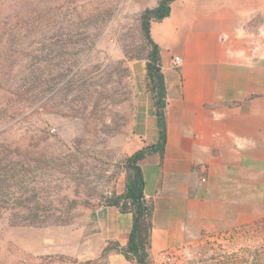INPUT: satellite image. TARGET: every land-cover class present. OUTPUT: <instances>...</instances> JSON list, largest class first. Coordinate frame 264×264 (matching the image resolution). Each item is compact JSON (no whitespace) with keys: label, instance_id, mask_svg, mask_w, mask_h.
<instances>
[{"label":"rangeland","instance_id":"374dc122","mask_svg":"<svg viewBox=\"0 0 264 264\" xmlns=\"http://www.w3.org/2000/svg\"><path fill=\"white\" fill-rule=\"evenodd\" d=\"M10 49L0 264H138L102 238L95 213L125 190L134 153L133 63L150 50L140 11L128 0H0V51ZM217 232L150 264H264V215Z\"/></svg>","mask_w":264,"mask_h":264},{"label":"crops","instance_id":"0c3cea01","mask_svg":"<svg viewBox=\"0 0 264 264\" xmlns=\"http://www.w3.org/2000/svg\"><path fill=\"white\" fill-rule=\"evenodd\" d=\"M128 1L142 14L161 0ZM151 32L161 48L168 136L163 158L155 152L139 164L154 205L150 255L159 257L264 215V0H174ZM175 54L183 58L177 68ZM146 64L133 63L134 152L160 137ZM95 218L105 241L127 244L132 212L105 205Z\"/></svg>","mask_w":264,"mask_h":264},{"label":"trees","instance_id":"16d2710c","mask_svg":"<svg viewBox=\"0 0 264 264\" xmlns=\"http://www.w3.org/2000/svg\"><path fill=\"white\" fill-rule=\"evenodd\" d=\"M173 1L161 0L156 7L147 8L141 14L143 34L150 48L146 64V86L154 100L155 113L160 131L159 140L157 143L138 149L127 158L125 163L128 171L126 188L122 193L107 199L104 204L117 206L122 212H132L133 224L127 244L122 246L119 242L114 241L111 248H119L125 256L134 258L138 264H150L154 213L153 203L145 197V179L139 162L147 155L155 152H159L163 158L168 136L167 106L169 102L165 75L161 67V48L152 37L151 23L153 21H162L167 17L171 12V3ZM21 10L24 12L23 8ZM24 14H27L26 10ZM15 17H18L16 24L25 23L26 17L22 13ZM10 21L11 17L7 15L5 25H8ZM13 56L14 54L11 52V49L5 53L0 51V89H5L3 94L0 92V105L4 101V107H7L10 103V96H16V93L9 96L7 89L18 88L15 81L11 80V78H9V81L6 79L7 73L11 74L16 65V62L13 61ZM1 152L0 160L6 156L5 153L1 154ZM8 210L9 212L12 211V209H8L7 205H0V213ZM107 249H110V247H107ZM89 262L91 261H87V263Z\"/></svg>","mask_w":264,"mask_h":264},{"label":"built area","instance_id":"2783aa9c","mask_svg":"<svg viewBox=\"0 0 264 264\" xmlns=\"http://www.w3.org/2000/svg\"><path fill=\"white\" fill-rule=\"evenodd\" d=\"M182 62H183V58H182V56L181 55H179V54H175L173 57H172V60H171V65L173 66V67H175V68H177V67H180L181 65H182ZM207 167L206 166H201V172H202V178H201V180L202 181H206L207 180ZM145 197H146V199L147 200H149V196H147V195H145ZM222 233L220 234V233H218V232H216L215 234H213L212 236H211V238H214V239H218V238H220V237H222ZM183 249V247L182 248H179V249H174V250H167V251H164V253H163V256H170V255H173V254H175L177 251H180V250H182Z\"/></svg>","mask_w":264,"mask_h":264}]
</instances>
